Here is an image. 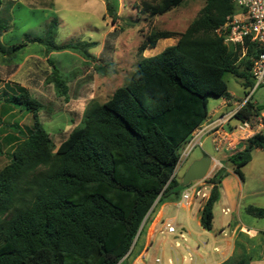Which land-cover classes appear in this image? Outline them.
I'll return each mask as SVG.
<instances>
[{
    "label": "trees",
    "instance_id": "1",
    "mask_svg": "<svg viewBox=\"0 0 264 264\" xmlns=\"http://www.w3.org/2000/svg\"><path fill=\"white\" fill-rule=\"evenodd\" d=\"M186 1L152 0L143 3L142 12L161 16ZM107 11L113 12L109 4ZM236 11L230 0H205L184 32H150L139 54L160 40L177 42L143 58L106 103H93L84 125L56 152L39 118L41 103L25 87L7 84L3 102L31 114L34 124L25 130L10 126L17 139L9 164L0 170V264H119L128 255L154 204L178 198L184 188L174 174L183 145L209 119V98L233 100L225 75L243 79L245 90L254 86L250 58L260 51L250 47L240 62L241 50L217 33ZM0 30H6L1 23ZM263 110L249 101L236 118L254 126ZM257 149H264V133L229 158L241 178ZM224 171L207 181L213 188L201 212L206 230L212 228ZM246 212L264 218V208L248 206Z\"/></svg>",
    "mask_w": 264,
    "mask_h": 264
},
{
    "label": "rangeland",
    "instance_id": "2",
    "mask_svg": "<svg viewBox=\"0 0 264 264\" xmlns=\"http://www.w3.org/2000/svg\"><path fill=\"white\" fill-rule=\"evenodd\" d=\"M0 1V23L6 27L0 30V170L9 164L16 146L17 137L10 126L25 130L34 124L31 114L1 99L3 91L10 92L8 83L25 87L41 103L39 118L56 152L73 130L84 125L93 103H106L130 81L143 58L158 55L177 42L160 40L154 49L139 54L138 47L150 32H184L205 5V0H187L171 12L152 17L142 12L143 3L152 0ZM108 4L113 12L107 11ZM21 44L25 47L14 50ZM67 44H79L82 49H59ZM224 78L233 97L226 100V109L237 108L252 89L245 90L244 80L231 74ZM223 101L210 97L209 113L219 109ZM251 101L264 107V85L254 91ZM236 125L238 121L232 120L230 126ZM230 126L225 129L230 130ZM204 147L208 155L222 154L216 152L210 139ZM199 150L196 147L194 152ZM253 156L255 166L264 163V150L255 151Z\"/></svg>",
    "mask_w": 264,
    "mask_h": 264
},
{
    "label": "crops",
    "instance_id": "3",
    "mask_svg": "<svg viewBox=\"0 0 264 264\" xmlns=\"http://www.w3.org/2000/svg\"><path fill=\"white\" fill-rule=\"evenodd\" d=\"M226 108L224 99L219 109L209 113L208 121L234 109ZM199 129L191 139L196 137ZM209 139L212 142L211 136H197L202 144L200 150L194 152L193 149L180 159L174 176L181 185L185 173L195 161L205 156L214 160V170L212 168L208 175L211 178L233 155L226 149L218 152L222 153L219 156L208 155L204 143ZM241 146L244 147L245 142H241L238 148ZM261 150L264 149L255 151ZM253 154L252 160L242 169L243 178L235 173L234 167L225 168L218 184L220 196L213 208L210 230L202 227L201 212L213 186L206 179L187 187L182 185L184 188L178 198L171 195L154 204L131 251L119 264H158L157 259H161V264H264V218H254L246 212L248 206L264 208V163L255 166ZM190 186L199 189L205 197L200 195L184 201L182 196ZM168 225L175 227V232L170 233Z\"/></svg>",
    "mask_w": 264,
    "mask_h": 264
},
{
    "label": "built area",
    "instance_id": "4",
    "mask_svg": "<svg viewBox=\"0 0 264 264\" xmlns=\"http://www.w3.org/2000/svg\"><path fill=\"white\" fill-rule=\"evenodd\" d=\"M230 1L237 11L228 17L226 24L218 29L217 33L224 38L225 43L229 47L235 51L241 50L240 62L246 56L247 50L250 47H254L260 51L250 58L252 63L250 75L254 86L251 88L252 92L248 91L246 98L239 107L221 115L216 120L205 122V125L199 129L196 137L191 139L184 147L181 152V158L188 156L196 147L202 146L201 142L197 140V136L199 135L211 136L216 152L226 149L234 154L241 150L238 148L241 142H245L255 134L264 131L263 112L257 117L254 126L248 121H240L236 118L238 111L247 102H252L251 99L254 91L264 85V0ZM253 104L257 105L256 103ZM234 119L238 121V125L230 126L231 121ZM227 125L230 126V130L225 129ZM195 139L197 140L196 142ZM200 195L201 191L199 189L190 186L189 190L183 194L182 199L189 201L191 198H197ZM201 197L204 198L205 195L203 194ZM167 228L170 233L175 232V227L168 225ZM156 262L161 264V259H157Z\"/></svg>",
    "mask_w": 264,
    "mask_h": 264
},
{
    "label": "water",
    "instance_id": "5",
    "mask_svg": "<svg viewBox=\"0 0 264 264\" xmlns=\"http://www.w3.org/2000/svg\"><path fill=\"white\" fill-rule=\"evenodd\" d=\"M213 165L214 160L210 156H205L200 160L195 161L185 173L182 185L188 186L193 182L206 179L212 170ZM233 166L234 163L231 161L226 163L227 168H231Z\"/></svg>",
    "mask_w": 264,
    "mask_h": 264
}]
</instances>
